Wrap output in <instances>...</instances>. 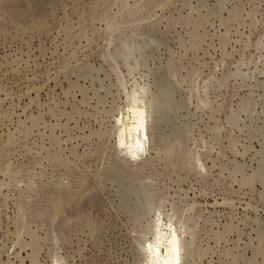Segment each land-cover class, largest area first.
I'll return each mask as SVG.
<instances>
[{"label":"rangeland","instance_id":"374dc122","mask_svg":"<svg viewBox=\"0 0 264 264\" xmlns=\"http://www.w3.org/2000/svg\"><path fill=\"white\" fill-rule=\"evenodd\" d=\"M174 233L264 264V0H0V264H159Z\"/></svg>","mask_w":264,"mask_h":264},{"label":"bare ground","instance_id":"6f19581e","mask_svg":"<svg viewBox=\"0 0 264 264\" xmlns=\"http://www.w3.org/2000/svg\"><path fill=\"white\" fill-rule=\"evenodd\" d=\"M131 110L132 112L130 114H122L123 116L121 115L122 117L120 116L118 118V124H116L118 126V142L120 148H125L128 152V157L136 161L143 157L146 149V139L148 137L146 112L140 105H135ZM154 243L155 244L152 242L149 246L147 244L144 245V249H150L149 251H151L153 255L155 254L154 249L158 247L157 240ZM169 243L170 248L167 247L168 254L166 253V256L159 257V264H179L180 249L178 247L179 242L176 233L171 236ZM145 264H154V257H148L147 263Z\"/></svg>","mask_w":264,"mask_h":264}]
</instances>
